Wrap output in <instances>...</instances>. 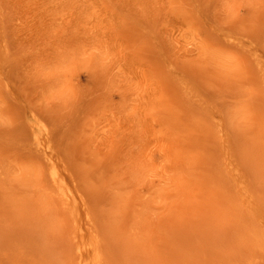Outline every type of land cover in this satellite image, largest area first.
I'll return each mask as SVG.
<instances>
[{
  "label": "rangeland",
  "instance_id": "obj_1",
  "mask_svg": "<svg viewBox=\"0 0 264 264\" xmlns=\"http://www.w3.org/2000/svg\"><path fill=\"white\" fill-rule=\"evenodd\" d=\"M234 167L264 213V0H0V264H264Z\"/></svg>",
  "mask_w": 264,
  "mask_h": 264
},
{
  "label": "bare ground",
  "instance_id": "obj_2",
  "mask_svg": "<svg viewBox=\"0 0 264 264\" xmlns=\"http://www.w3.org/2000/svg\"><path fill=\"white\" fill-rule=\"evenodd\" d=\"M222 171L223 174L224 173L226 174V176L223 175L222 177L221 175ZM218 172L220 174L219 175L220 179L224 181L226 191L228 192L229 204L234 209V214H232V218H234L233 219L234 222L232 224V233L230 237L225 239V243L229 244L230 240L234 236L237 241L238 238L239 241H242L247 238L262 239L264 237V213L259 211L261 210V208L255 203V200L259 202L260 198L258 194H254L250 182L248 181L247 184V182L245 181L246 180L245 173L236 167L226 168V170H219ZM52 177L57 190L59 188L60 196H63L64 195L62 190L63 186L60 180H58L57 173L53 172ZM253 197L255 198V200L253 199ZM61 201L64 208L67 209L73 208L71 204L67 203V199L61 198ZM89 237H90L88 241L90 247L89 262L90 264H101L105 260L102 252L103 249L101 248L102 246L101 241L96 236H89ZM191 260L192 258L189 257V261ZM198 260H202V261H197L198 264L199 263L201 264L203 261H206V254L204 253L202 256H200ZM189 261L186 260V264H190ZM253 263L249 262V264H253Z\"/></svg>",
  "mask_w": 264,
  "mask_h": 264
}]
</instances>
